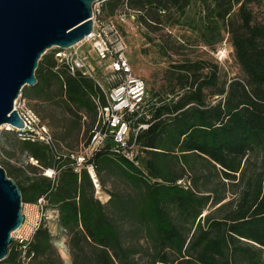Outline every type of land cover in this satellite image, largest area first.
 Listing matches in <instances>:
<instances>
[{
	"label": "trees",
	"instance_id": "trees-1",
	"mask_svg": "<svg viewBox=\"0 0 264 264\" xmlns=\"http://www.w3.org/2000/svg\"><path fill=\"white\" fill-rule=\"evenodd\" d=\"M191 1L105 0L102 8L110 16L120 9L137 14L152 31L166 27L172 10L184 16ZM258 1L203 0L205 30L229 35L243 76L219 86L216 64H171L179 89L150 96L141 115L127 116L132 129L148 126L129 135V146L139 149L135 161L107 145L88 162L106 203L88 169L75 171L74 151L61 153L55 138L53 149L20 141L37 164L1 163L23 203L44 197L57 213L70 264H264V22L250 8ZM55 53L42 56L37 84L25 86L23 96L43 121L62 105L76 125L60 139L79 142L83 135L87 147L98 122L95 99L105 105V95ZM213 95L219 100L210 101ZM50 169L54 177L45 175ZM54 240L47 223L41 226L29 246L31 264H67ZM0 264H21L15 246Z\"/></svg>",
	"mask_w": 264,
	"mask_h": 264
},
{
	"label": "built area",
	"instance_id": "built-area-1",
	"mask_svg": "<svg viewBox=\"0 0 264 264\" xmlns=\"http://www.w3.org/2000/svg\"><path fill=\"white\" fill-rule=\"evenodd\" d=\"M92 14V33L84 41L68 49L54 50L56 59L71 74L90 78L105 95V105L99 98L95 99L98 122L91 143L82 151L69 154L75 161V171L79 172L86 167L91 175L95 171L93 165L88 163L90 158L95 151L107 145H110L112 152L135 161L136 154L133 150L136 148L133 145L129 146V135L132 130L138 132L148 126L140 124L136 129H132V123L127 116L141 115L150 99L147 82L133 72L127 57V38L116 17L104 15L102 1L93 4ZM14 109L22 118L24 127L18 129L10 125L4 126L9 131L15 132L19 141L40 143L51 149L55 147V139L49 126L29 106L22 91L14 102ZM31 161L37 164L33 158ZM45 175L54 177L55 171L47 170ZM46 204L45 198L41 197L34 204L22 205L23 222L12 233V245L19 252L21 264H31L29 246L36 232L49 219H57V213L48 210ZM51 212L54 215L50 216Z\"/></svg>",
	"mask_w": 264,
	"mask_h": 264
},
{
	"label": "rangeland",
	"instance_id": "rangeland-1",
	"mask_svg": "<svg viewBox=\"0 0 264 264\" xmlns=\"http://www.w3.org/2000/svg\"><path fill=\"white\" fill-rule=\"evenodd\" d=\"M202 2L203 0H192L182 17L178 12L172 10L170 16L163 18L166 27L155 28L152 31L138 22L137 14L122 9L115 14L127 38V57L133 72L147 82L149 97H163L169 92L179 89V83L172 81V75L169 73L171 64L178 61L189 59L216 64L219 68V86L232 78L243 76L236 61L229 35L222 29L213 35L205 30ZM250 8L256 20L264 22V0L250 4ZM106 15L110 16V13L107 12ZM174 22L178 23L175 24ZM54 50L59 49L52 48L48 52ZM204 72H207V69ZM209 100L217 101L219 95H213ZM29 106L33 108L31 103ZM54 108L52 118L43 119L49 125L56 139L58 150L61 153L82 151L86 147L83 135L80 136L79 142H76L74 135L67 141L60 139L64 133H70L76 123L65 114L62 105ZM83 120L87 121V117H84ZM66 121L69 122L68 131L63 132L62 128L66 126ZM133 133H136V130ZM69 142L72 144L71 146L68 145ZM134 151L137 154L139 149L136 148ZM6 162L17 166L33 164L31 159L22 152L21 143L15 132L9 131L6 126H2L0 130V163L6 166ZM96 188L98 189L96 197L102 203H106L109 200V195L100 190V187ZM52 215L54 214L51 212L50 216ZM47 225L54 232L52 218L49 219ZM59 240L58 238L54 241L57 243ZM58 249L62 255L61 248L58 247Z\"/></svg>",
	"mask_w": 264,
	"mask_h": 264
},
{
	"label": "water",
	"instance_id": "water-1",
	"mask_svg": "<svg viewBox=\"0 0 264 264\" xmlns=\"http://www.w3.org/2000/svg\"><path fill=\"white\" fill-rule=\"evenodd\" d=\"M97 1L104 0H0V130L24 127L15 100L37 84L35 71L48 50L71 48L92 33ZM22 205L21 189L0 163V261L23 222Z\"/></svg>",
	"mask_w": 264,
	"mask_h": 264
},
{
	"label": "crops",
	"instance_id": "crops-1",
	"mask_svg": "<svg viewBox=\"0 0 264 264\" xmlns=\"http://www.w3.org/2000/svg\"><path fill=\"white\" fill-rule=\"evenodd\" d=\"M104 1H102V6L105 4ZM103 12H104V15L107 16L106 13L108 11L105 9V10H103ZM114 17H115V15H114ZM53 226H54V232L51 229L50 230H51L52 235L54 236V239H58V238L60 239L57 243L55 242V244L61 248V253H62L61 256H63L62 258L64 260L66 259L65 261L67 262V264H70V255H69L68 248L66 245V239H65V236L62 234L61 229L59 228L57 219H55V218H53Z\"/></svg>",
	"mask_w": 264,
	"mask_h": 264
},
{
	"label": "bare ground",
	"instance_id": "bare-ground-1",
	"mask_svg": "<svg viewBox=\"0 0 264 264\" xmlns=\"http://www.w3.org/2000/svg\"><path fill=\"white\" fill-rule=\"evenodd\" d=\"M49 173H50V171H49ZM92 177H93V180L95 182L96 187L99 188L100 187V184H99V181L97 179V176H96V174L94 172H92Z\"/></svg>",
	"mask_w": 264,
	"mask_h": 264
}]
</instances>
